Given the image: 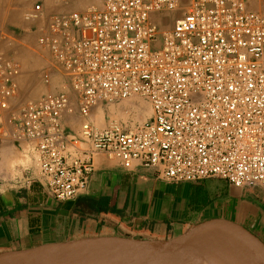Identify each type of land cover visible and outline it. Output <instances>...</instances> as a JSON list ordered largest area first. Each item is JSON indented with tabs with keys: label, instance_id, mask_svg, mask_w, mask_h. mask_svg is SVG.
<instances>
[{
	"label": "built area",
	"instance_id": "2783aa9c",
	"mask_svg": "<svg viewBox=\"0 0 264 264\" xmlns=\"http://www.w3.org/2000/svg\"><path fill=\"white\" fill-rule=\"evenodd\" d=\"M25 20H42L40 7ZM37 44L50 57L41 82L59 89L17 110L20 67L0 59V141L34 159L56 202L86 191L96 155L164 183L264 192V0H101L49 16ZM132 97L151 107L143 125L90 122Z\"/></svg>",
	"mask_w": 264,
	"mask_h": 264
},
{
	"label": "crops",
	"instance_id": "0c3cea01",
	"mask_svg": "<svg viewBox=\"0 0 264 264\" xmlns=\"http://www.w3.org/2000/svg\"><path fill=\"white\" fill-rule=\"evenodd\" d=\"M6 2L0 0V25ZM92 163L86 191L58 203L34 159L0 141V255L99 237L181 242L194 227L213 221L236 224L264 244V203L254 195L220 180L164 183L153 169L126 171L103 155ZM90 200L108 211L87 214Z\"/></svg>",
	"mask_w": 264,
	"mask_h": 264
},
{
	"label": "water",
	"instance_id": "95a60500",
	"mask_svg": "<svg viewBox=\"0 0 264 264\" xmlns=\"http://www.w3.org/2000/svg\"><path fill=\"white\" fill-rule=\"evenodd\" d=\"M0 264H264V244L236 224L213 221L181 242L99 237L1 254Z\"/></svg>",
	"mask_w": 264,
	"mask_h": 264
},
{
	"label": "rangeland",
	"instance_id": "374dc122",
	"mask_svg": "<svg viewBox=\"0 0 264 264\" xmlns=\"http://www.w3.org/2000/svg\"><path fill=\"white\" fill-rule=\"evenodd\" d=\"M6 1L7 4L3 14L4 16L2 17V24L0 25V59H12L20 67V73L23 78L21 83L18 84L19 93L14 104L15 108L20 110L28 102L37 101L42 95L59 89L57 88L56 81L50 86H46L41 82L42 74L49 69L50 57L37 44L38 30H40L47 18L51 15L74 11L82 12L93 7L99 8L101 0ZM36 6L40 7L42 20L34 23L26 21L25 16ZM180 16L181 14H178V17ZM173 22L169 24L163 23L162 28H171ZM133 100L138 102V105H136L138 110H133V108L129 107ZM110 106H119V113L111 114L109 112ZM103 107L105 108L103 109V117L100 124L96 122L97 125L90 121L99 129H103L108 124L114 122L123 123L128 126H141L151 117L149 103L140 97H132V99L125 101H116L113 104H106ZM95 113L96 109L92 112L91 118ZM81 124L82 121L76 120L69 127L77 134ZM243 191L246 193V196L250 195L252 197L254 195L256 196L255 200L257 199L264 203L263 191L258 189L254 191Z\"/></svg>",
	"mask_w": 264,
	"mask_h": 264
},
{
	"label": "bare ground",
	"instance_id": "6f19581e",
	"mask_svg": "<svg viewBox=\"0 0 264 264\" xmlns=\"http://www.w3.org/2000/svg\"><path fill=\"white\" fill-rule=\"evenodd\" d=\"M178 17V14L177 15H167V16H165L164 17V23H167V24H169V23H171V22H173V21H175L176 20V18ZM132 99V98H131ZM110 104H113V103H110ZM140 104V103H139ZM104 105H106V104H102L101 106H99L100 108H96V113H95V115H93L92 116V118L90 117V121H92V122H94L95 124H97V123H99L100 124V122H101V120H102V117H103V109L105 108V107H103ZM108 105V104H107ZM136 105H138V102L137 101H132V103L129 105V107L130 108H133V110H138V108H136ZM142 105V104H141ZM127 106V105H126ZM139 107V106H138ZM121 110H122V108H120ZM129 110V109H128ZM132 110V111H133ZM109 112L111 113V114H114V113H119V106H110L109 107ZM134 112V111H133ZM121 117V116H120ZM119 117V118H120ZM123 119V118H122ZM97 122V123H96ZM117 123V122H116ZM98 125V124H97Z\"/></svg>",
	"mask_w": 264,
	"mask_h": 264
},
{
	"label": "trees",
	"instance_id": "16d2710c",
	"mask_svg": "<svg viewBox=\"0 0 264 264\" xmlns=\"http://www.w3.org/2000/svg\"><path fill=\"white\" fill-rule=\"evenodd\" d=\"M108 208L104 206L102 203L90 200L88 203V207L86 209L87 214H98L100 212H107Z\"/></svg>",
	"mask_w": 264,
	"mask_h": 264
}]
</instances>
